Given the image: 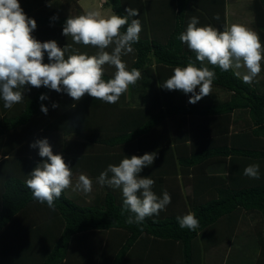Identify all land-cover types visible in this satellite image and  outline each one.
Here are the masks:
<instances>
[{"label":"trees","instance_id":"trees-1","mask_svg":"<svg viewBox=\"0 0 264 264\" xmlns=\"http://www.w3.org/2000/svg\"><path fill=\"white\" fill-rule=\"evenodd\" d=\"M80 1L19 3L37 23L32 33L37 40H55L61 48L71 44L73 49L93 55L98 49L74 44L70 36L62 35L66 19L84 13ZM152 5L177 14V25L166 40L149 35ZM228 5L229 0H107L106 6L118 15H125L127 7L138 9L142 29L146 28L133 45L130 63H126L129 70L138 69L141 78L119 103L90 102L88 95L74 101L66 93L43 86H28L24 100L11 109L4 108L0 99V264H202L206 250L231 238L242 211L261 216L257 234L264 249V82L247 84L232 71L207 65L216 73L212 86L224 90L228 100L190 104L189 95L179 91L170 95L158 87L163 78L173 74V67L186 66L189 57L195 59L177 39L190 18L198 17V26L212 25L223 31L228 27ZM252 7L255 30L264 43V0H253ZM217 15L219 19L214 18ZM107 50L111 52V47ZM44 62L48 63L46 53ZM104 68L105 80L112 78L116 69ZM261 72L264 75V64ZM42 94L48 98L40 100ZM62 94L59 109L53 108L56 97ZM42 104L51 115L57 111L67 115L76 105L72 117L47 129L62 133L61 143L52 149L54 154H58L57 149L63 152L73 177L86 173L100 187L96 178L109 164H118L125 156L155 152L154 163L140 175L155 181L152 190L158 196L167 191L171 203L142 224L129 225L125 223L129 213L121 215L122 193L107 185L91 202L81 197L70 199L64 191L55 201L56 211L34 200L25 181L42 158L38 148L30 147L35 142L32 136L44 135L53 121L41 111ZM88 106L95 117L91 126L101 130L96 135L86 132L85 123L90 118L84 110ZM238 113L249 116L252 126L241 129ZM83 139L89 148L82 149ZM250 164L260 165V179L243 174ZM180 176L182 186L190 189L187 203L179 186L178 191L170 188L171 178L180 180ZM189 212L199 221L194 231L181 228L177 222L178 216ZM92 234L110 235L109 242L101 245V238L94 241ZM122 234L127 235L123 245ZM18 238L23 241L19 243ZM98 241L101 247H96ZM257 264H264V251Z\"/></svg>","mask_w":264,"mask_h":264},{"label":"clouds","instance_id":"clouds-1","mask_svg":"<svg viewBox=\"0 0 264 264\" xmlns=\"http://www.w3.org/2000/svg\"><path fill=\"white\" fill-rule=\"evenodd\" d=\"M125 13L104 15L96 8H89L81 15L66 19L62 35L70 36L74 44L98 49L89 55L73 49L71 44L61 48L55 40L40 42L32 35L37 23L25 14L19 0H0V99L4 108L11 109L21 103L28 86L63 92L74 101L88 95L94 100L116 104L141 78L138 69L129 70L122 60V56L135 51L133 45L139 42L142 24L133 17L140 13L131 7L125 8ZM214 18L219 19V16ZM199 23L198 17L192 16L177 37L195 54V59L189 57L186 66L173 67V74L160 85L168 91L191 94L190 104L212 93L216 73L207 65L224 72L232 71L244 83L251 84L264 64V43L255 31L240 24H232L221 31L212 25L198 26ZM110 47L111 52L107 50ZM45 53L48 63L44 62ZM66 53H69L67 58ZM105 65L116 69L113 77L107 80L104 78ZM47 98L44 94L40 96L42 101ZM52 107L58 105L53 103ZM41 111L47 114L48 108L42 104ZM30 147L38 148L42 159L28 174L25 184L34 200L56 211L55 201L73 186L72 169L62 154H54L47 138L36 140ZM156 155L153 152L125 156L118 164H109L96 178L101 186L121 190V215L129 213L125 220L129 225L142 224L147 217L158 215L171 203L167 191L162 197L158 196L152 190L155 181L150 176L140 175L144 168L154 163ZM243 174L260 179V165H248ZM74 190L91 193L92 179L80 174ZM177 222L181 228L192 231L199 227L198 219L191 212L178 216Z\"/></svg>","mask_w":264,"mask_h":264},{"label":"rangeland","instance_id":"rangeland-1","mask_svg":"<svg viewBox=\"0 0 264 264\" xmlns=\"http://www.w3.org/2000/svg\"><path fill=\"white\" fill-rule=\"evenodd\" d=\"M236 1H237V3L232 2L230 10H229V12H227L228 24L230 26L232 24L244 25L245 27L250 28L251 30L256 32L255 26H254V13L252 10L253 9V7H252L253 6V0H236ZM95 3H96L95 0H91L89 2V6L91 8L94 5L98 6V8H96V9L100 10L101 4L99 3L97 5ZM74 13H75V9L73 10L72 14H74ZM113 70H115V69H113ZM164 81H162V83L159 82L158 87L161 90H162V87H160V85H162ZM261 82L262 83L264 82V75L262 74V72L260 73V75L258 77H256L253 84H255L257 86V85H260ZM259 88H260V90L263 91V88H261V87H259ZM197 91H198V89H197ZM128 93H129V91L126 92V94H128ZM188 95L190 96V94H188ZM228 97H229V95L227 93H225L224 90L212 86V93L206 97H203L200 101H202L204 103H208V102H211L213 100L223 101V100H228L229 99ZM56 98L58 100L56 102L58 107H56V108L59 109V107H60L59 102L61 103L62 100H64V94H62ZM120 100H121V98H120ZM120 100L117 103H119ZM128 101H129V99L127 98L125 100V102H128ZM75 107H76V105L73 106V108H75ZM73 111L74 110H72V107H71V109L67 112V115L61 111H57L54 115H51V113L47 114V116H48L47 120L52 119L53 120V121H51L52 124L49 125L45 129L44 135L32 136V141L47 138L52 147L58 146L61 143L60 137H61L62 133L59 130L53 131L52 127H57L56 125H60L61 121L64 122L65 118L70 113H72ZM89 118L90 119L88 120V123H85L87 126L89 125L86 132L96 135V133H99L101 130L99 127L94 128L93 126H91V122H92L91 120H93L95 117H89ZM237 118H238V122L240 124V127L243 126L241 129H245V128H247V126L248 127L252 126L250 118L246 114H244V115L241 114ZM48 123H49V121H48ZM50 126H52L51 129L49 131H47V129ZM85 141L86 140L83 139V141L81 143L82 149L83 148H89L87 145H85ZM57 153L63 155V152L60 149H57ZM244 161L247 162L248 159H246ZM80 174H85L86 176H88L86 173H80ZM80 174L76 175L77 177L76 176L73 177V186L65 190L66 195L70 199H73L72 197H75L76 195H80V197L82 198V196H83V198L87 202H91L96 197V194L99 193L94 188V183H93V190L91 193L85 194L82 191L74 190L77 178ZM222 176H224L226 178L228 177L227 175H222ZM74 179H76V180H74ZM181 179L182 178L180 176L179 183H175L173 181V179L171 178L170 188L175 190L176 186L178 185L180 187L179 192L182 193V197H184V199L187 203L188 200L186 197L190 194V189H188L187 187H186V189L183 188L182 184L180 183ZM112 189H114V188H112ZM115 191L117 193L121 192V190H119V189H115ZM104 192H105V189H104ZM171 199H172V197H171ZM173 199H174V197H173ZM180 199H179V203L182 204L183 200H182V198H180ZM260 227H261V216L259 214L247 213L245 211H242L239 214V220H238L237 225L235 226V230H234L231 238L229 237V239L228 240L226 239V241H224L221 245H219L217 247H213L209 251L206 250L204 253L202 264H257V263H259V261L261 260V257H262V253L264 251V249L262 248V245L260 244V242L258 240V234L257 233L259 232L258 230L261 229ZM93 236H94V239H93L94 241L100 240L99 238H101V242L100 241L96 242V247H101V246H99V244L103 245L105 241L109 242L110 235H107L106 237H104L102 234H100V235L97 234V235H93ZM103 238H104V240H103ZM126 238H127V235L122 234V240L120 241L121 245H123V242ZM78 243H79V240L77 241V244ZM75 247L78 248L79 244L75 245ZM109 247L107 248V250L109 249ZM83 253L84 252H82V254ZM161 259H162V257H161ZM164 259H166V257ZM108 261L109 262L112 261V256H110V259ZM94 264H96V263H94Z\"/></svg>","mask_w":264,"mask_h":264},{"label":"crops","instance_id":"crops-1","mask_svg":"<svg viewBox=\"0 0 264 264\" xmlns=\"http://www.w3.org/2000/svg\"><path fill=\"white\" fill-rule=\"evenodd\" d=\"M90 1L91 0H81L79 2V6H80V8L82 9L83 12H85L86 10L91 8L89 6V2ZM95 2H96L95 4H97V5L99 3L101 4L100 11L102 12V14L111 15V14L114 13V11L110 7L106 6L107 0H95ZM232 2H236L237 3L236 0H229V6L227 7L228 8L227 12H229L230 7L232 5ZM153 6H155V5L151 6L150 15H149V19H148L149 20V24L151 23L150 27H148L149 28V32L151 33V34L149 33V35H150L151 39H156L158 41L166 40L170 36V34L174 31V29H175V27L177 25L176 24L177 23V14L174 13L173 11H168V10L164 9L165 7L161 8L160 6H155V7H153ZM92 8H98V6L94 5ZM135 19H139L141 21L142 28H143L144 22H143L142 16L139 15L138 17H135ZM229 26L230 25L228 24V27ZM143 31H145V33H146V28L142 29V32ZM152 34H153V36H152ZM132 55H133V53L132 54L131 53L128 54L127 57H126V55H124V56H122V60L125 63L129 64L130 63L129 61L131 60ZM166 79L163 78V81L166 80ZM169 94L170 95H174L173 91H169ZM86 98H87V96H86ZM90 98H91L89 100L90 102L95 101L92 97H90ZM97 101L102 103V104L104 103L101 100H97ZM223 101H225V100H223ZM74 109L75 108L72 107V110H74ZM84 111H85L87 116H89V117H93L94 116V115H92V116L90 115L91 114V110H90L89 106L87 107V110H84ZM74 112H77V111H73L72 113H70L68 115V118L72 117ZM237 115L240 116L241 114L238 113ZM74 180H76V179H74ZM92 181H94V179ZM179 181L180 180H177V179L174 180L175 183H177V182L179 183ZM93 183H94V188L96 189L97 192H99V190L102 191V189L104 188L102 186L98 187L95 182H93ZM176 187H178V185ZM183 188L186 189L185 186ZM175 190L178 191V188H176ZM75 197H80V195H76ZM82 198H83V196H82ZM17 240L20 243L22 239L20 240L18 238Z\"/></svg>","mask_w":264,"mask_h":264}]
</instances>
